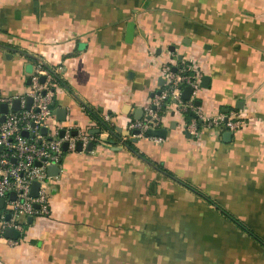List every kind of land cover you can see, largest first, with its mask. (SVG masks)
Masks as SVG:
<instances>
[{
	"label": "crops",
	"instance_id": "0c3cea01",
	"mask_svg": "<svg viewBox=\"0 0 264 264\" xmlns=\"http://www.w3.org/2000/svg\"><path fill=\"white\" fill-rule=\"evenodd\" d=\"M29 54L60 78L56 120L97 141L64 154L50 215L17 239L0 227V264H264V0H0V96L45 68ZM173 57L198 66L203 111H237L241 130L196 139L170 110L163 143L136 137Z\"/></svg>",
	"mask_w": 264,
	"mask_h": 264
},
{
	"label": "built area",
	"instance_id": "2783aa9c",
	"mask_svg": "<svg viewBox=\"0 0 264 264\" xmlns=\"http://www.w3.org/2000/svg\"><path fill=\"white\" fill-rule=\"evenodd\" d=\"M160 72L166 78L165 86L159 92L155 91L143 106L144 116L131 122V127L139 131L137 138H149L155 143H163V137L149 135V131L162 128L165 115L170 110L182 115L185 120L184 130L196 139L203 129L221 134L225 131L235 133L244 127L246 116L237 111L227 115H209L200 104L195 103L202 78L195 62L180 61L173 57L162 64ZM53 73V70L40 65L31 75L30 88L26 94L0 96V106L2 103L11 105L16 98L20 100V110L10 111L3 121L0 120V199L5 200L10 212L7 219L6 212L0 210L2 234L7 228L20 231L21 219L50 215L52 176L48 174V167L60 166L64 154L77 152L79 143L85 150L91 142L97 141L92 133L76 126H64L56 120L50 108L55 101L57 84ZM185 87L192 89L188 100L182 97ZM27 97L32 99L30 108L26 107ZM103 120L110 122V116L105 115ZM43 128L47 129L46 133H43ZM34 182L39 183L37 196L32 195ZM12 192L15 194L13 199L10 198Z\"/></svg>",
	"mask_w": 264,
	"mask_h": 264
},
{
	"label": "water",
	"instance_id": "95a60500",
	"mask_svg": "<svg viewBox=\"0 0 264 264\" xmlns=\"http://www.w3.org/2000/svg\"><path fill=\"white\" fill-rule=\"evenodd\" d=\"M134 28H135V24L133 22H130L128 24V29H127V40L128 41H132V39L134 37ZM29 56H32L36 60H38L41 63H43V61L39 57L30 55V54H29ZM43 64H45V63H43ZM45 66H46V64H45ZM191 93H192V89L190 87H185L184 90L182 91V97L184 99L188 100L190 98V96H191ZM195 103L199 105L200 101L196 100ZM31 104H32V99L30 97H27L26 107L30 108ZM50 108L53 110V112L57 116L58 120L65 121V119H66V110L65 109L57 107L55 101L52 102V104L50 105ZM18 110H20V100L17 99V98L13 100L11 105H9L8 103H2L1 106H0V112L2 113V117L0 118V120L3 121L5 119V115L8 114L10 111H18ZM117 130L118 131H122L119 127L117 128ZM42 131H43V133H46L47 129L43 128ZM95 132H97V131H95ZM166 132L167 131L165 129H163V128L151 129L149 131V135L165 137L166 134H167ZM134 133L138 134L139 131L134 129ZM24 134L27 135L26 132ZM62 134L63 133H61V135ZM225 135L230 137L232 135V132L231 131H226L224 133V136ZM64 148L66 149V145L64 146ZM93 148H94V143L91 142L88 145V149L89 150H93ZM77 149L78 150L82 149L81 143H79L77 145ZM38 164H40V163H38ZM60 170L61 169H60V167L58 165H51L47 169L48 174L50 176L58 175L60 173ZM38 189H39V183L38 182H34L33 183V187H32V195L33 196H37ZM14 197H15V194H14V192H12L10 194V198L13 199ZM4 204H5V200L4 199H0V207L1 208L4 207ZM9 217H10V214L8 213L6 215V218L9 219ZM28 218H29V221L31 222L34 217L30 216ZM4 234H5V237L11 238V239H17L20 236V232L18 230L14 229V228H7L5 230V232H4Z\"/></svg>",
	"mask_w": 264,
	"mask_h": 264
},
{
	"label": "trees",
	"instance_id": "16d2710c",
	"mask_svg": "<svg viewBox=\"0 0 264 264\" xmlns=\"http://www.w3.org/2000/svg\"><path fill=\"white\" fill-rule=\"evenodd\" d=\"M45 68H48V69L52 70L50 67H46V66H45ZM53 74L55 75L57 81H60L59 76H58L56 73H53ZM91 113H93V112H91ZM190 116H191V113L189 112V113H188V117H190ZM94 117H95V115H94ZM99 120H101V119H99ZM99 122H101L102 125H103V123H104L102 120L99 121ZM104 124H105V126H106V128H107L108 130L113 131V128H112L111 126L107 125L106 123H104Z\"/></svg>",
	"mask_w": 264,
	"mask_h": 264
}]
</instances>
